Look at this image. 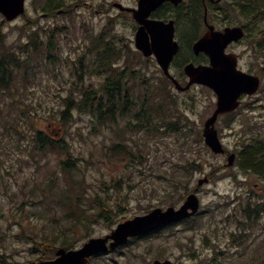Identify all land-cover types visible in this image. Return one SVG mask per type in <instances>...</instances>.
Returning a JSON list of instances; mask_svg holds the SVG:
<instances>
[{
  "label": "rangeland",
  "instance_id": "obj_1",
  "mask_svg": "<svg viewBox=\"0 0 264 264\" xmlns=\"http://www.w3.org/2000/svg\"><path fill=\"white\" fill-rule=\"evenodd\" d=\"M47 1L27 0L26 15L12 22L0 15V52L21 55L32 40L40 48L28 78L22 69L19 85L0 91V264H31L43 254L34 240H51L58 249L65 234L78 249L92 238L109 235L121 222L158 208H179L196 190L201 207L192 222L136 240L91 263L264 264V178L245 173L237 164L245 135L256 130L264 136V51L258 48L264 45V20L244 15L232 0L213 15L218 29L249 25L250 37L228 51L239 55L240 70L262 79L256 95L244 96L231 118L217 122L225 149L237 154L235 165L228 168L227 158L211 153L202 139L204 124L216 108L214 92L199 85L178 92L153 57L141 64L134 54L137 25L114 5L135 8L138 0H62V14L45 11ZM103 32L122 52L119 65L135 64L150 90L166 97L165 125L159 132L124 131L130 118L98 123L72 109V119H62L70 94L78 98L83 84L99 87L103 82L94 74L81 76L95 36ZM202 34L201 25L190 46ZM51 51L55 57L46 65ZM171 73L186 83L181 68ZM130 88L135 89L133 98L140 99L142 88ZM36 130L63 140L68 153L57 148L38 151ZM68 156L76 163L71 174L61 166ZM194 163L201 170L190 173ZM206 177L209 183L198 189ZM104 207L108 212L100 217Z\"/></svg>",
  "mask_w": 264,
  "mask_h": 264
},
{
  "label": "trees",
  "instance_id": "obj_2",
  "mask_svg": "<svg viewBox=\"0 0 264 264\" xmlns=\"http://www.w3.org/2000/svg\"><path fill=\"white\" fill-rule=\"evenodd\" d=\"M49 9L52 11L56 3L60 5L58 0H49ZM234 8L240 10L244 15L252 17V19L261 22L264 20V0H233ZM180 15L177 16L178 25L180 28V33L184 36L182 41L183 51H189L192 39L196 36V30L198 24H202L203 9L199 5L191 6L186 9L184 6H180ZM164 17L163 11L160 14ZM248 31V37H250L249 25L244 26ZM31 36L30 40L35 39ZM105 41V42H103ZM101 41L99 45L98 52H89L91 59L82 63L83 73L82 75L94 74L99 78L103 79L100 82L99 87H88L85 84L80 86L79 91L80 96H76L72 93L66 99V111L62 112V119L71 118L72 110H78L81 114H87L91 118H94L98 123H104L105 121L116 122L118 119L131 118L133 122H129L127 127L124 125L123 130L127 131L131 128H136L138 130H144L148 133L150 131L157 130L159 132V126L165 125L163 114L165 98H159V90L153 91L150 88L144 87V82L142 77H139L138 73L134 71V65L126 64L125 68L119 69L118 64L122 59V52L116 50V46L109 41V39ZM35 41H31L30 44H25L19 53L9 51L3 47L4 52H0V91L7 92L11 91L13 87H17L20 83V75H22L21 70L24 69L23 78L27 79L29 73L33 71L34 62L33 59L36 54L39 55L38 45L34 44ZM100 42V41H99ZM260 50L264 51V45H258ZM190 52H181L180 57L188 59ZM52 52L47 54V57H51ZM139 56V55H138ZM49 62L46 65H49ZM52 57L54 55L52 54ZM142 62V60H140ZM129 65V66H128ZM28 71H30L28 73ZM84 75V76H85ZM139 81L138 85L143 87L142 94L136 98L133 102L132 95L130 93V88L128 86L131 83ZM85 83V80H82ZM148 86V84H146ZM126 91V93H125ZM126 94V95H125ZM168 97V96H167ZM170 98V97H169ZM233 114L226 115V118H231ZM61 119V120H62ZM164 120V121H163ZM153 126V128H151ZM155 128V129H154ZM173 129L175 127H172ZM171 128V129H172ZM177 129V128H176ZM175 129V130H176ZM252 131V130H251ZM34 142L38 151H49L54 149H59L61 152H67L66 144L61 141H56L53 136H50L45 131L36 130L34 134ZM245 146L239 152L238 165L242 171L245 173L254 174L260 178H264V136L256 130H253L249 136L245 135ZM127 151V150H124ZM121 154V153H120ZM62 169L68 173H73L76 168V163L74 160L68 156V160L61 163ZM203 169V168H202ZM201 170L199 164H192L190 173L192 171ZM43 203V200H41ZM257 210V209H256ZM103 212H108V209L104 207V210H100L99 215L103 217ZM252 210L250 207L245 209V213L250 217ZM79 213H74L73 215H78ZM71 215V216H73ZM82 215V214H80ZM79 215L78 221H81ZM106 219H109L106 217ZM76 221V222H78ZM75 222V223H76ZM77 225V224H75ZM61 241L60 247L66 250L73 248V243L70 241L68 235H64ZM31 240V239H30ZM49 240V239H48ZM34 246L39 251H43L42 257L38 260L52 259L56 251V242L51 240L48 243H38L34 240Z\"/></svg>",
  "mask_w": 264,
  "mask_h": 264
},
{
  "label": "water",
  "instance_id": "obj_3",
  "mask_svg": "<svg viewBox=\"0 0 264 264\" xmlns=\"http://www.w3.org/2000/svg\"><path fill=\"white\" fill-rule=\"evenodd\" d=\"M166 1H171L175 5L181 2V0H139L137 9L125 8L121 4L115 6L121 11L133 14V18L140 25L136 34L137 48L146 57L152 55L156 57L160 68L167 77L173 79L177 90L184 92L190 89L192 85L199 84L210 88L216 94V109L205 122L203 136L205 143L214 153L225 154L226 151L216 129L220 115L236 111L241 105V97L256 94L261 86V80L258 76L239 70L236 54L226 53V49L231 43L244 38L245 30L241 27H228L223 31H217L209 25V30L194 44L193 49L197 55L205 53L210 59V65H187L184 71L190 81L183 87L169 72L173 57L178 51V44L174 41V22L165 23L159 20H149L150 15ZM0 13L8 21L15 20L25 13V0H0ZM235 160L236 155L230 154L227 166H233ZM207 182L208 179L205 178L199 182V186ZM199 207V199L193 193L187 197L185 203L178 210L173 207L167 210L155 209L147 215L137 216L120 223L111 234L103 238H92L80 249L67 251L61 248L56 252V259L31 264H91L90 259L92 257L127 244L129 238L141 237L188 219L198 212ZM110 241L111 243H109ZM154 264L173 263L156 261Z\"/></svg>",
  "mask_w": 264,
  "mask_h": 264
},
{
  "label": "flooded vegetation",
  "instance_id": "obj_4",
  "mask_svg": "<svg viewBox=\"0 0 264 264\" xmlns=\"http://www.w3.org/2000/svg\"><path fill=\"white\" fill-rule=\"evenodd\" d=\"M139 1V0H138ZM138 1H137V3H138ZM225 1H227V0H222V1H220V2H218V0H197V1H195V0H182L181 1V3H179L177 6H174L171 2H169V1H167V2H165L164 3V5L163 6H161V9L159 10V12L161 13V11H163V13H165V12H167L166 14H164V16L165 15H167L170 11H172V10H174V9H178L180 6H184V7H186V9L187 8H189V7H193V6H195V5H199L202 9H204V10H206V8L211 12V16H212V19H213V15L214 14H217V12L218 13H220L221 12V7H222V4L225 2ZM166 9H169L168 11H165ZM62 11V10H60V9H57V11ZM179 11L181 10V9H178ZM63 12V11H62ZM61 13V12H60ZM159 13V14H160ZM155 18V16L153 15V17H152V15H151V17H150V20L151 19H154ZM156 18H161V19H163L160 15L158 16V17H156ZM160 20V19H159ZM214 20V19H213ZM204 23H205V21H204ZM136 32H137V30H138V28H139V24L138 23H136ZM206 26L207 25H205V28H206ZM215 28L216 29H218L216 26H215ZM180 31V28H179V25H178V28H177V25H176V36H177V38H175V41L178 43V51H177V54L173 57V60H172V63H171V65H170V73H171V70H172V68H177V66L179 67V68H181L182 70H183V74H184V76H185V80H186V83H183L182 82V80L180 79V78H177V76H173L172 75V73H171V75L173 76V78L174 79H176L178 82H180L181 84H187V82H188V78H187V76L185 75V73H184V68H185V66L186 65H189V64H193V65H195V66H207V65H209L210 64V61H209V58L207 57V55L205 54V53H200V54H198V55H196L195 53H194V50H193V45L205 34H202L201 36H199V37H197L195 40H194V42H193V44L190 46V49H189V51H183V45H182V41L184 40V36H182V34L178 37V33H177V31ZM206 30H207V28H206ZM193 40V39H192ZM239 43H241V42H239ZM239 43H234V44H232V45H230L229 46V48H228V50H230L231 49V47H234V46H236V45H238ZM134 44H135V42H134ZM100 45V44H99ZM99 45L97 44V47H99ZM99 49V48H98ZM227 50V51H228ZM136 51L137 52H141V51H139V50H137L136 49ZM98 52V51H97ZM181 52H190L188 55H190V57L188 58V59H186V58H184V57H180L179 58V56H180V54H181ZM229 52H231V51H229ZM150 58H152V57H150ZM149 58V59H150ZM171 83H173L172 82V78H169L168 79Z\"/></svg>",
  "mask_w": 264,
  "mask_h": 264
}]
</instances>
